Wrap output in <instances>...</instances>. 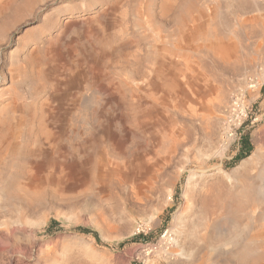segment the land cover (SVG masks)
Returning a JSON list of instances; mask_svg holds the SVG:
<instances>
[{"label":"rangeland","instance_id":"374dc122","mask_svg":"<svg viewBox=\"0 0 264 264\" xmlns=\"http://www.w3.org/2000/svg\"><path fill=\"white\" fill-rule=\"evenodd\" d=\"M263 66L264 0H0V264H181L264 140Z\"/></svg>","mask_w":264,"mask_h":264},{"label":"bare ground","instance_id":"6f19581e","mask_svg":"<svg viewBox=\"0 0 264 264\" xmlns=\"http://www.w3.org/2000/svg\"><path fill=\"white\" fill-rule=\"evenodd\" d=\"M238 1L240 3H244L250 6V5H255V4L260 3L262 0H238ZM187 55L189 54L187 53ZM259 74H260L259 75L260 77L259 76L256 77L257 80H260L261 78L260 71H259ZM248 88L250 90L256 91L257 89H261L262 85L261 83L258 82V86L253 87L249 85ZM258 148L259 149L255 151V153L247 161H244V163L241 164L239 168L235 169L231 173V175L226 172L221 173L222 178L217 183L218 187L216 189L218 190V192L216 195L214 194L215 196H212L209 192H207L208 194H210V196L207 195L206 196L207 198L204 197L206 201L202 202L203 200H199L201 201V203H203L202 206H204V208L206 207V204H207L208 207L206 208V211L207 210L209 211V209L210 211H212L211 209L218 208V211H221V212L220 214L219 213L216 214L218 211L216 212L213 209L216 216L214 215L215 217L213 218L212 216H210L211 219L209 218V216H207L208 214L210 215L211 212L210 213L208 212V214L205 212V210L201 212L200 219H199L201 221L200 223L199 222L198 223H199V229L200 227H202L203 229L200 231V233H198L197 238H192V240L195 239L197 243V244L195 243L197 248H194L196 250L193 249L194 250V252H192L193 254L190 252L191 255H189L188 257L187 255L188 253L185 254L186 253L185 251L187 250V248L185 249L184 254L185 256H187V259L190 258L191 260L193 259L196 261H201V262H204L203 264L205 263L207 264H264V140L262 141L261 146H259ZM219 155L221 154L219 153ZM192 178L191 179L189 178L190 179L188 183L189 187L192 186V182H193ZM193 188L191 189L193 190ZM212 189H214L213 192L215 193L216 191L215 188H212ZM188 190H190V188H188ZM210 192H212V190ZM190 194H192V191ZM192 196L193 195H191V197ZM195 197H199L200 199V196L196 195L194 196V198ZM204 198H201V199H204ZM188 201L190 202V200ZM193 207H195L194 209H196V205ZM180 217H176L177 224L180 220ZM223 220L227 221V227L224 229H221L220 228L222 226L221 222ZM176 222L174 224H176ZM179 230L180 229H177V231H173L171 232V234L168 231L163 236V241L160 245V248L159 247L150 248L147 253V256H152L153 254H156L159 252L165 256H170L171 246L173 245L174 247V244L177 243L179 240H181L183 237L182 231H179ZM190 231L192 232V234L195 233L192 230ZM186 233H189V231ZM186 239H188V237ZM186 243L188 242L185 241V244ZM190 244H192V242ZM190 244H188V246H190ZM188 250L190 251L189 248ZM173 259L175 258L173 257Z\"/></svg>","mask_w":264,"mask_h":264},{"label":"trees","instance_id":"16d2710c","mask_svg":"<svg viewBox=\"0 0 264 264\" xmlns=\"http://www.w3.org/2000/svg\"><path fill=\"white\" fill-rule=\"evenodd\" d=\"M248 140L247 139H243V141H242V150L240 151V154H238L237 155V162H239L241 159H242V154L244 155V152H245V149L246 150H248L249 148H248ZM249 154V153H248ZM60 229H61V225L59 224V223H57V222H55V221H52L50 224H49V226L46 228V233L48 234V235H53L56 231H60ZM77 233H79V234H82V235H92L93 236V238L96 240V242L99 244L100 242H99V238H98V235L97 234H95V233H93V232H91V231H89V230H87V229H84V228H78V229H76L75 230ZM134 241H136V240H134Z\"/></svg>","mask_w":264,"mask_h":264},{"label":"built area","instance_id":"2783aa9c","mask_svg":"<svg viewBox=\"0 0 264 264\" xmlns=\"http://www.w3.org/2000/svg\"><path fill=\"white\" fill-rule=\"evenodd\" d=\"M261 72V78L260 80H257L256 78H254L253 80H251L250 86H258V82L261 83L262 87L264 86V66L260 69Z\"/></svg>","mask_w":264,"mask_h":264}]
</instances>
